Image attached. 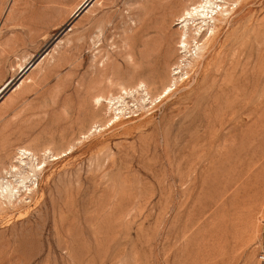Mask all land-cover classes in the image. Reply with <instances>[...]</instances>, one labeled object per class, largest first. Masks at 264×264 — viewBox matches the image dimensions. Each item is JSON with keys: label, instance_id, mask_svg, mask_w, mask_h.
Segmentation results:
<instances>
[{"label": "rangeland", "instance_id": "obj_1", "mask_svg": "<svg viewBox=\"0 0 264 264\" xmlns=\"http://www.w3.org/2000/svg\"><path fill=\"white\" fill-rule=\"evenodd\" d=\"M51 1L0 0V158L45 160L0 206V264H264V0H231L191 54L178 13L201 0H61L63 21Z\"/></svg>", "mask_w": 264, "mask_h": 264}, {"label": "bare ground", "instance_id": "obj_2", "mask_svg": "<svg viewBox=\"0 0 264 264\" xmlns=\"http://www.w3.org/2000/svg\"><path fill=\"white\" fill-rule=\"evenodd\" d=\"M58 1V0H57ZM55 0L51 1L52 3H55L57 4V6L54 8L56 10H54L53 8H50L51 6L55 5H51V6H48L46 5V8H50L53 9V11H56V12H52L51 10V18H50V21L53 19H56V18H60L61 20L60 21H63L65 19V14L67 13H70L71 10H72V14H73V7H69L70 9H66L62 4L63 2H57ZM77 1V0H76ZM82 1V0H81ZM81 1H79V4L81 3ZM83 1H86V0H83ZM82 1V3H83ZM89 0H87L84 5L78 10H83L84 9V6L87 4ZM169 2V1H168ZM196 3V2H195ZM194 3V4H195ZM198 3V2H197ZM200 4L197 5L195 4L196 6L194 7H188V8H182V12L178 15H179V20L182 24L181 26V30H180V38H179V44L182 45V47L185 49V52H188V54H191L189 53V51H191L189 48L191 47V39H194V40H197V46L199 49H204L205 48V44L203 43L202 45L199 44V41L198 40V36H200L201 39H203V37L206 35V33L208 31H211V34L210 37L211 38H214L216 36V29H218L220 27V24H218L216 21L218 22H222L225 17H224V12L225 11H228L229 10V7H227L226 5L229 6V4L231 3V0H224V2H222V0H201L199 2ZM47 4V3H46ZM49 4V3H48ZM168 4V3H167ZM173 4V3H172ZM253 5V4H252ZM171 6V5H169ZM226 6V8L224 7ZM79 7V6H78ZM162 7V6H161ZM83 8V9H82ZM165 8V7H164ZM78 9V8H77ZM76 9V11H77ZM231 9V8H230ZM47 11V10H46ZM49 11V9H48ZM79 13V12H78ZM226 14V13H225ZM48 15V14H46ZM76 15V13H75ZM77 16V15H76ZM174 16V15H173ZM70 18V17H69ZM232 19V18H231ZM230 19V20H231ZM48 20V18H47ZM66 20V19H65ZM69 20V19H68ZM71 20V19H70ZM174 20V18H173ZM59 21V22H60ZM211 21H214L213 24H211ZM241 21V20H240ZM49 23H52V22H49ZM233 23V22H232ZM44 24V23H43ZM65 24V23H64ZM47 25V23H46ZM31 26V25H30ZM60 26V25H59ZM195 27V28H193ZM41 28V27H40ZM195 30V34H193L192 36V31ZM57 31L58 30V26H55L53 28V31ZM163 31V30H162ZM161 31V32H162ZM224 31V30H223ZM209 33V32H208ZM208 35V34H207ZM47 37V36H46ZM163 37V36H162ZM41 38V37H40ZM155 40V39H154ZM162 40V38H161ZM160 40V41H161ZM218 40V39H217ZM217 42V41H216ZM156 44V43H155ZM158 44V43H157ZM156 44V45H157ZM169 44L170 43V40L168 41V38L167 36L165 35V37L163 38V40L156 46L153 47V49L151 50L150 53H148L146 56H145V63H146V67L145 68H142V71L140 72L141 74L149 71L150 75H151V78H152V81L151 83L149 84V86L151 84H155L157 83V80L159 78H161V75H160V69L161 67H165L166 69H168L169 71H171V66L173 65L172 64V61H171V56L168 54L169 52H167L168 48L171 47ZM180 45V47H181ZM196 47V46H195ZM215 47V46H214ZM152 48V47H151ZM182 48V49H183ZM211 49V48H210ZM150 51V50H149ZM170 51V50H169ZM184 51V50H183ZM148 52V51H147ZM193 52V51H192ZM209 53V52H207ZM171 54V53H170ZM187 54V53H185ZM235 54H236V51H235ZM238 56V55H237ZM188 57V56H187ZM220 59V58H219ZM236 62V61H235ZM234 62V64H235ZM239 62V61H238ZM187 63V62H186ZM203 63V62H202ZM188 64V63H187ZM192 64V62L190 63V65ZM201 65V64H200ZM185 66V65H184ZM187 66V65H186ZM239 66V65H238ZM181 68V67H180ZM178 70L180 71V69L178 68ZM237 70V69H236ZM175 71V70H174ZM240 71V70H239ZM171 73V72H170ZM180 73H183V72H180ZM169 74V73H168ZM176 74V73H175ZM179 74V73H177ZM186 74H188V71H186ZM226 74V73H225ZM179 78L180 77H183V75H178ZM176 79V78H175ZM236 79V78H235ZM161 80V79H160ZM184 80V78H183ZM162 81V80H161ZM176 81V80H175ZM237 81V80H236ZM229 82V81H227ZM146 83V81L141 77L137 83V89L136 91H140L138 88L142 86V84ZM191 83V82H190ZM234 83V82H233ZM11 84V83H10ZM13 84V83H12ZM232 85V84H231ZM10 86V85H9ZM144 86V85H143ZM147 86V85H146ZM145 86V87H146ZM233 86V85H232ZM223 87V85H222ZM226 87V86H225ZM8 88V86H7ZM171 85L168 84V83H164V86H163V91L160 93L161 96L162 94H165V96L169 95L171 93ZM129 89V88H128ZM127 88H123V90H125V94H130V92L128 91ZM226 89V88H224ZM238 89V87H237ZM147 91V95H150L151 96V90H149L148 87H146L145 89ZM144 90V91H145ZM222 91H225V90H222ZM233 91V90H232ZM237 91V90H235ZM134 92V90L131 89V93ZM234 92V91H233ZM124 93V92H123ZM143 93V92H142ZM220 93V92H219ZM235 93V92H234ZM237 93V92H236ZM145 94V93H144ZM214 94V93H213ZM133 95V94H132ZM156 95V94H155ZM216 95V94H215ZM142 96V95H140ZM160 96V95H159ZM158 96V97H159ZM264 96V95H263ZM154 97V96H153ZM214 97V96H213ZM217 97H218V94H217ZM215 97V99L217 98ZM227 97V96H226ZM230 97V96H229ZM103 98H105L103 95H99L96 97V101L98 102V104H102L104 101H103ZM126 97H124V95H120L118 97H112L110 99H107L108 100V103L110 106L109 108L110 109H115L117 112L121 111L120 114L124 113L122 111L130 108V104L128 103V101H126L125 99ZM149 98V97H148ZM263 98V97H262ZM152 99V98H151ZM157 99V98H156ZM220 99V98H219ZM139 100H144V102L146 103L145 101V97L142 96L141 99ZM154 100V98H153ZM152 100V101H153ZM218 100V99H217ZM222 100V98H221ZM225 100V99H224ZM227 100V99H226ZM223 101V100H222ZM148 102V101H147ZM154 102V101H153ZM220 102V101H219ZM142 103V102H141ZM221 103V102H220ZM227 103V102H226ZM223 104V103H222ZM132 105V104H131ZM147 106V105H146ZM150 106V105H149ZM217 106V105H215ZM219 106V105H218ZM217 106V107H218ZM221 106V105H220ZM219 106V107H220ZM228 106V105H227ZM226 106V107H227ZM134 107V106H133ZM138 107V106H136ZM218 107V108H219ZM224 107V106H223ZM147 108V107H146ZM213 108V107H212ZM133 109V108H132ZM144 109V108H143ZM215 109V108H213ZM114 110V111H115ZM131 110V109H130ZM112 111V110H111ZM113 111V112H114ZM219 111V110H218ZM115 112V113H117ZM220 112V111H219ZM218 112V113H219ZM223 112V110H222ZM114 113V114H115ZM206 113V112H205ZM216 113V112H215ZM119 114V113H118ZM117 114V115H118ZM116 116V115H115ZM118 117V116H116ZM114 119V118H112ZM116 119V118H115ZM112 121V120H111ZM2 146V145H1ZM3 147V146H2ZM22 147V146H21ZM20 147V148H21ZM51 148V147H50ZM49 148V149H50ZM48 149V148H47ZM46 148L44 149L47 150ZM5 150V149H4ZM17 150V149H16ZM18 150H19V147H18ZM35 149H33V147L31 146H24L23 148H21L19 150V152L17 151V155L15 156L17 159H18V162L17 164H14V162H11V164L9 165L10 168H8L7 166V163L5 162V160L3 158H0V170L2 172H6L9 176L11 174V176H14L15 179H12V178H8L7 177L5 178H2L0 179V206L2 208V204L5 206L4 203H6L7 201L10 203V204H16L15 203V200H19V198H22L23 196V192L22 191H25V193H31L33 191H37L35 189V184H37L36 188L39 186V179L37 177V171L38 170H41L42 167L40 166L41 163L45 162V160L43 161H39V158L36 157V153L34 152ZM3 151V149H2ZM47 151H50V150H47ZM46 151V152H47ZM45 152V153H46ZM40 154V153H38ZM18 155H20L19 157H17ZM2 156H4L2 154ZM40 156V155H38ZM46 156V155H45ZM1 157V156H0ZM14 157V159H15ZM35 157V159H34ZM9 158V157H7ZM42 158V157H41ZM6 159V158H5ZM13 158L11 160H14ZM43 159V158H42ZM38 160V162L36 163V161ZM42 165V164H41ZM49 168V167H48ZM45 169L46 167L43 169V172H45ZM4 175V174H3ZM51 175V174H50ZM6 176V175H5ZM36 176V177H35ZM35 177V178H34ZM180 178V177H179ZM7 179V180H6ZM39 192V191H38ZM37 194V193H36ZM22 200L25 201V199L23 198ZM20 202V201H19ZM8 203V204H9ZM18 203V202H17ZM11 205V206H12ZM10 206V205H9ZM28 206V205H27ZM8 207V206H7ZM4 208V207H3ZM2 208V209H3ZM13 208V207H12ZM15 208V206H14ZM26 208V206H25ZM6 209V208H4ZM24 209V208H23ZM21 211V210H20ZM26 213V212H25ZM22 215V213H21ZM20 215V216H21Z\"/></svg>", "mask_w": 264, "mask_h": 264}]
</instances>
